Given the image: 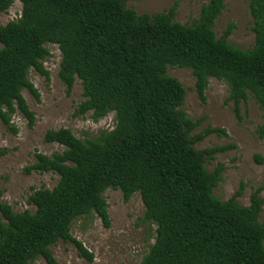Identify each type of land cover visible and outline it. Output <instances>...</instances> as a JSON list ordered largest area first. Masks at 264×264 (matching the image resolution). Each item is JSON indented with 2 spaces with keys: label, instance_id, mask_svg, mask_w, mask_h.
Masks as SVG:
<instances>
[{
  "label": "trees",
  "instance_id": "obj_1",
  "mask_svg": "<svg viewBox=\"0 0 264 264\" xmlns=\"http://www.w3.org/2000/svg\"><path fill=\"white\" fill-rule=\"evenodd\" d=\"M15 1L0 0V14ZM19 1L20 17L0 26V119L8 125L19 112L35 124L23 90L39 100L29 72L49 78L44 61L50 44L60 50L59 77L68 94L81 81L84 100L75 115L91 112L99 121L114 113L115 126L86 140L69 128L45 133V143L63 150L36 151L25 172H53L59 180L29 197L34 212L0 203V264H32L39 258L59 264L50 247L60 240L72 242L92 262L94 254L71 228L77 219L94 215L110 226L108 189L120 190L126 201L140 193L144 220L156 226L155 242L140 264H264L261 188L247 206L237 201L244 183L229 200L214 195L224 165L210 172L206 162L236 145L195 147L226 131L208 126L193 135L206 117L187 115L186 89L168 74L169 66L191 69L203 102L210 78L225 82L239 122L241 104L250 95L264 115V0H247L255 40L246 50L228 40L233 24L221 37L215 32L226 0H209L200 16L185 24L175 20L177 2L167 11L138 14L126 7L133 0ZM258 134L264 137V123Z\"/></svg>",
  "mask_w": 264,
  "mask_h": 264
},
{
  "label": "rangeland",
  "instance_id": "obj_2",
  "mask_svg": "<svg viewBox=\"0 0 264 264\" xmlns=\"http://www.w3.org/2000/svg\"><path fill=\"white\" fill-rule=\"evenodd\" d=\"M180 23H191L200 16L202 7L209 0H133L126 3L127 8L138 14L167 11L175 3ZM22 4L16 0L5 13L0 14V26L16 20L21 15ZM234 29L228 40L236 47L249 49L253 46L255 35L252 30V17L247 0H226V7L215 24L218 37L223 35L228 25ZM50 56L44 61L49 78L33 69L29 79L37 88V100L29 90H23L30 109L35 113L36 122L29 125L28 120L16 112L10 124L0 119V203L6 202L14 211H35L28 203L29 197L38 189L56 186L59 176L53 172H31L25 169L35 162L36 151L46 155L62 151L58 144L45 143L43 138L50 129L69 128L78 138L86 140L100 135L102 131L112 130L115 114L110 113L99 121L89 112L76 116L75 111L84 100L81 81L78 79L68 94L66 85L59 77L61 53L56 45H48ZM168 74L177 78L186 89L183 109L194 119L206 117L193 132L200 134L208 126L222 128L226 135L211 134L195 144L200 150L224 147L235 144V148L215 154L206 162L212 172L218 164L224 165L223 179L214 189L215 196L223 201L231 199L244 183L237 201L250 204L251 194L261 188L264 199V137L260 138L258 127L264 123L263 112L252 95L241 104L243 121L239 122L233 111V103L228 102V85L216 78H210L206 90V100L201 101L196 92V77L191 69L169 66ZM257 156L262 162L257 161ZM111 218L106 227L97 216L77 219L71 228L72 235L81 241L94 254L92 262L79 255L72 242L58 241L50 247L59 264H140L155 242L156 226L144 220L145 206L140 193H135L128 201L120 190L108 189L104 192ZM264 221V206L260 215ZM32 264H47L44 258Z\"/></svg>",
  "mask_w": 264,
  "mask_h": 264
}]
</instances>
